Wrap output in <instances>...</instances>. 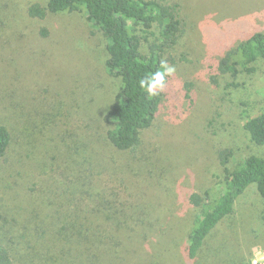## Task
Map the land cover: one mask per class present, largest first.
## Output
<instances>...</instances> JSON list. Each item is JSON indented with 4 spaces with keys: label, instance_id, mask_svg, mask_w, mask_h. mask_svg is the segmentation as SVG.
<instances>
[{
    "label": "trees",
    "instance_id": "1",
    "mask_svg": "<svg viewBox=\"0 0 264 264\" xmlns=\"http://www.w3.org/2000/svg\"><path fill=\"white\" fill-rule=\"evenodd\" d=\"M65 12L83 13L92 32L103 37V72L119 81L118 89L97 122L79 117L76 99L67 103L12 95L6 91L20 89L12 75L9 84L0 85V100L10 106L0 115V180H23L19 189L7 185L4 191L3 205L11 202L13 209L5 213L3 206L0 211V264H127L124 256L115 255L123 245L120 236L132 233L148 240L168 233V226H158L157 211L164 204L149 195L157 181L151 175L128 173L120 153L139 148L171 97L167 87L173 75L152 98L139 87V80L158 70L162 59L171 66L176 62L188 22L182 5L178 0H47L27 6L28 16L40 20ZM260 60L264 61V31L256 30L218 58L208 59L207 79L217 84L220 76L251 74ZM63 104L68 108L62 109ZM242 128L253 145L264 147V111L246 117ZM99 136L102 145L96 143ZM232 155L230 148L216 154L222 171L217 198L210 200L207 190L187 197L199 210L187 235L189 259L233 213L236 200L251 184L264 202V156L249 154L230 167ZM23 202L30 208L26 214L17 213ZM153 208L159 209L153 213ZM144 255L141 264L157 263Z\"/></svg>",
    "mask_w": 264,
    "mask_h": 264
},
{
    "label": "rangeland",
    "instance_id": "2",
    "mask_svg": "<svg viewBox=\"0 0 264 264\" xmlns=\"http://www.w3.org/2000/svg\"><path fill=\"white\" fill-rule=\"evenodd\" d=\"M46 1L0 0V85L15 78L20 89L6 91L12 95L67 103L76 99L79 117L98 122L113 103L119 84L104 75L103 37L92 32L83 13L47 14L42 20L28 16L30 3L44 5ZM178 1L188 22L184 41L174 55V79L167 87L171 97L163 103L139 148L120 153L128 173L151 175L157 181L149 195L164 206L152 211L158 210L161 217L158 226L169 229L163 237L148 240L132 233L122 235L123 245L115 255L124 256L127 264H141L145 253L156 264H251L255 250L264 253V202L255 184L236 200L233 213L205 238L194 259L187 258L185 248L199 210L187 197L205 190L210 200L219 196V150H233L230 167L249 154L264 156V147L253 145L242 128L246 117L264 111V61L254 64L251 74L235 79L220 76L217 84L209 82L205 70L208 59L218 58L248 33L264 31V0ZM41 30H47V35ZM230 82L239 86L232 87ZM9 109V103L0 100V115ZM102 142L99 136L96 143ZM12 180H0V211L7 185L17 190L23 182ZM21 206L17 213L26 214L30 205L23 202ZM12 209L9 202L3 212Z\"/></svg>",
    "mask_w": 264,
    "mask_h": 264
},
{
    "label": "clouds",
    "instance_id": "3",
    "mask_svg": "<svg viewBox=\"0 0 264 264\" xmlns=\"http://www.w3.org/2000/svg\"><path fill=\"white\" fill-rule=\"evenodd\" d=\"M175 67L167 63L166 60L160 61V67L155 72L147 73L140 78L139 87L144 90L149 98L156 97L162 92L166 85V78L174 74ZM264 264V253L255 250L251 259V264Z\"/></svg>",
    "mask_w": 264,
    "mask_h": 264
}]
</instances>
